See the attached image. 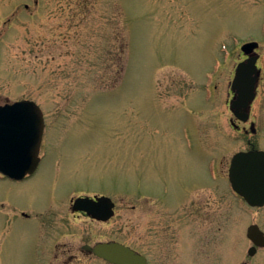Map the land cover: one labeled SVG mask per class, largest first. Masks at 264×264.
<instances>
[{"label": "rangeland", "instance_id": "obj_1", "mask_svg": "<svg viewBox=\"0 0 264 264\" xmlns=\"http://www.w3.org/2000/svg\"><path fill=\"white\" fill-rule=\"evenodd\" d=\"M248 40L260 73L243 122L230 83ZM22 98L42 109L45 157L27 180L0 175V264H112L81 246L143 248L147 222L165 225L163 264H258L245 231L264 228V206L231 189L228 166L264 149V0H0V104ZM77 194L110 196L114 216L75 213Z\"/></svg>", "mask_w": 264, "mask_h": 264}, {"label": "water", "instance_id": "obj_2", "mask_svg": "<svg viewBox=\"0 0 264 264\" xmlns=\"http://www.w3.org/2000/svg\"><path fill=\"white\" fill-rule=\"evenodd\" d=\"M256 41L241 46L248 54L240 61L231 81L233 96L229 108L242 121L249 118V108L256 95L259 69L258 55L251 53ZM233 126L238 125L232 121ZM43 114L39 105L31 99H20L0 104V173L11 179H21L32 173L39 161L37 156L43 132ZM255 131L253 123L250 126ZM229 180L232 188L252 206L264 204V150H241L233 154L229 166ZM114 202L109 196H78L72 204L73 210H83L92 218L106 221L113 214ZM247 236L253 242L248 253L253 254L256 245H264V233L257 224H250ZM81 248L116 264H145V257L130 247L116 241H99L93 245L83 244ZM244 264V263H240Z\"/></svg>", "mask_w": 264, "mask_h": 264}, {"label": "flooded vegetation", "instance_id": "obj_3", "mask_svg": "<svg viewBox=\"0 0 264 264\" xmlns=\"http://www.w3.org/2000/svg\"><path fill=\"white\" fill-rule=\"evenodd\" d=\"M25 6H27V5L25 4ZM254 50L256 51V48ZM247 57H248V55L243 54V57L241 58V60H245ZM258 80H259V77H258ZM257 85H258V83H257ZM250 123H251V121H250ZM45 126H46V122H45V119H44V127H43L42 140H43L44 133H45V131H44ZM42 142L43 141H41V144H42ZM41 144H40V148H41ZM40 148H39V153H38L39 162H38V165H37L36 169L32 173L26 174L22 179H20V180H13V181H24V180H27L31 176H34V174L38 173L41 170L40 167H41V164L43 163V160H44V157H45V153L41 152L40 151ZM131 191H132L133 200H132V203L130 204V209L132 210L133 217L136 218L137 213L140 214L139 212L141 210H143L144 218L146 220L150 221V219H151V213H150L151 206H150V199H148L149 197L146 196V198H147L146 199L147 200L146 202H147L148 205L145 204L144 208L142 209V208H139L138 207L140 202L138 201V197H135V195H136V192L135 191L136 190H131ZM85 195H87L89 197H92V198H95V195H89V194H81V195L80 194H77V195H74V196L72 195V196H70L71 210L74 211L75 213H78V214H81V215H84V216H89L83 210H73L72 209V204H73L74 199L76 197H78V196H85ZM160 201H161L160 204H161L162 208H166L167 207V203L163 202L162 200H160ZM114 203H115V201H114ZM262 206H264V205H262ZM262 206H258V207H262ZM115 207H116V203L114 205V214H115ZM181 210H182V208H181ZM160 213H161V216L162 215H165L166 209L165 210H161ZM179 213H180V217L181 218H179L178 221L180 222V229H181L180 231H182V229L184 227L181 226V224H182L181 219L183 221V217H182V212L180 211ZM20 214L23 217L31 218L30 214L28 212L24 211V210H21L20 211ZM163 219L164 220H162V223H166V218H163ZM254 223H256V222H254ZM183 224H184V221H183ZM257 225L259 226V228L264 233V228L262 226H260L258 223H257ZM156 231H159V232H156ZM187 232H188V230H187ZM183 240H184V238L182 237V235L180 233V240H179V242L177 244L178 251H179L178 254L180 256H182V257L185 256V255H192L191 254V250L193 251V248L196 246V240H195V242H194V240L190 241L189 243L187 242L185 249H184V242H183ZM110 241H116V242L122 243L124 245H127L132 250H134L136 253L144 256L145 257V264H163V263L166 262L165 259H166L167 255L170 254V252L173 251L172 248L171 249L170 248L168 249V246L170 247L172 245L171 244L169 245L168 242H167V232H166V228H165V225L164 224H160V228L158 229V228H153L152 226H150V224H148V222L146 223V226H145V235H144V239H143V242H144L143 248H140V247H138V246H136L134 244H127V243L121 242L118 239H113V240H110ZM86 244H88V243H86ZM183 249H184V251H183ZM83 252H86V251L83 250ZM86 253L93 254V253H90V252H86ZM157 254H158V256H157ZM254 255L258 256L257 257L258 264H264V245L263 246H256L255 252L252 255H249V256H254ZM156 257H159V259H157ZM241 263L247 264V260H244ZM112 264H114V263H112Z\"/></svg>", "mask_w": 264, "mask_h": 264}]
</instances>
